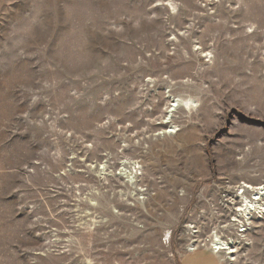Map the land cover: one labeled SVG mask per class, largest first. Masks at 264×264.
I'll use <instances>...</instances> for the list:
<instances>
[{
	"label": "rangeland",
	"instance_id": "1",
	"mask_svg": "<svg viewBox=\"0 0 264 264\" xmlns=\"http://www.w3.org/2000/svg\"><path fill=\"white\" fill-rule=\"evenodd\" d=\"M251 186L264 0H0V264H264Z\"/></svg>",
	"mask_w": 264,
	"mask_h": 264
},
{
	"label": "bare ground",
	"instance_id": "2",
	"mask_svg": "<svg viewBox=\"0 0 264 264\" xmlns=\"http://www.w3.org/2000/svg\"><path fill=\"white\" fill-rule=\"evenodd\" d=\"M192 103V102H191ZM190 104V102L189 103H187L186 104V107H188L189 108V105ZM173 106H178V104H176V105H173ZM174 111V110H173ZM175 127H171V129L170 130H167V131H165L164 132V134L165 135H172L175 131ZM137 174V176L138 175H141V174H139V173H136ZM137 176H135V177H137ZM139 178H137V180H138ZM246 188V187H245ZM251 188H252V192L253 191H255L256 189L255 188H253L252 186H251ZM248 189H250L249 187H248ZM247 190V189H246ZM256 199H252L251 201H250V205L251 206H255V205H262L263 203H262V201L264 200V186L263 187H259L258 188V190H256ZM227 197V196H226ZM228 199V198H227ZM256 200V201H255ZM233 201V200H232ZM248 202H249V199H248ZM250 207V206H249ZM248 208V207H247ZM251 208V207H250ZM245 209H246V207H245ZM262 209H264V207L262 208ZM242 210V209H241ZM247 210V209H246ZM249 211V210H248ZM252 211L253 212H256L257 210H255V209H253L252 208ZM251 215V214H250ZM214 244H213V246H214V248L216 249V254L217 253H219V252H221V251H225L224 253H226V255H233V254H235L236 253V250H235V245H234V243H226L225 241H223V240H221V239H219V237H216V239H214ZM191 250H198V249H196V247H194V248H192V249H190V252H191ZM229 260H231V261H234V257H232V256H230V259Z\"/></svg>",
	"mask_w": 264,
	"mask_h": 264
},
{
	"label": "crops",
	"instance_id": "3",
	"mask_svg": "<svg viewBox=\"0 0 264 264\" xmlns=\"http://www.w3.org/2000/svg\"><path fill=\"white\" fill-rule=\"evenodd\" d=\"M182 264H219L217 256L206 251L190 252L185 255Z\"/></svg>",
	"mask_w": 264,
	"mask_h": 264
},
{
	"label": "built area",
	"instance_id": "4",
	"mask_svg": "<svg viewBox=\"0 0 264 264\" xmlns=\"http://www.w3.org/2000/svg\"><path fill=\"white\" fill-rule=\"evenodd\" d=\"M212 247H214L213 245H212ZM196 250H191V252H195Z\"/></svg>",
	"mask_w": 264,
	"mask_h": 264
}]
</instances>
